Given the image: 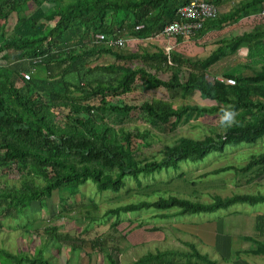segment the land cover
Masks as SVG:
<instances>
[{"label": "trees", "instance_id": "trees-1", "mask_svg": "<svg viewBox=\"0 0 264 264\" xmlns=\"http://www.w3.org/2000/svg\"><path fill=\"white\" fill-rule=\"evenodd\" d=\"M191 1L0 0V24H6L12 16L16 18L10 30L0 25V176L13 168L19 177L17 185L0 186V218L28 220L33 214L30 211L33 204L45 207V201L54 193L71 192L76 196L88 182L99 193H118L125 187L126 178L140 184L141 176L170 169L178 172L182 162L196 163L209 153H221L242 143L254 144L264 136V27L254 26L241 36L224 38L219 41L220 46L200 58L176 51L168 56L158 46L150 52L92 44L96 34L130 36L140 41L154 38L168 24L180 21L178 9ZM204 1L218 9L217 16L204 20L201 29L192 35L179 36L175 42L201 37L209 29L220 30L253 15L264 20L261 15L264 0ZM228 3L232 4L225 10ZM29 6L34 9L27 14ZM138 26L141 28L135 29ZM241 48L246 49L245 59L250 62L225 70L222 60L236 55ZM103 56L109 60L94 63ZM23 72L29 73V79H24ZM167 72L168 79H161L160 74ZM217 75L223 80L233 79L235 84L220 81L215 78ZM136 82L147 90L178 92L183 99L198 93L213 104H183L174 108L172 102L161 98L141 104L112 103V99L132 93ZM134 110L150 128L161 132L174 131L179 124L208 115L232 117L233 121L222 132H213L202 139L179 137L162 146L159 159L148 160L141 156V149L150 146V130L125 126ZM228 171L261 178L264 153L251 157L241 167L225 166L209 174ZM185 176L177 174L186 183ZM151 187H147L146 196L157 198L109 210L105 215L115 217L109 224L110 233L92 239L80 236L88 232L90 222L95 220L90 211L87 212L90 224L78 235L61 232L55 225L26 222L20 227L38 237L39 250L32 257L22 251L14 254L0 248V264H56L53 256H45L47 248L56 254L64 248L75 255L87 247L90 253H83L88 258L101 256L102 264H120L113 256L120 250L112 242L116 240L121 214L155 210L165 212L158 216L167 219L214 213L237 203L264 202L263 193L214 196L212 202L201 203ZM90 205L97 208L91 199ZM69 209L72 208L63 207L58 216ZM256 224L258 239L256 235L243 239L254 243L248 250L250 253L264 256V241H259L261 231ZM186 245L187 251L147 252L130 264H216L207 253L199 252L194 243ZM70 261L68 258L66 262Z\"/></svg>", "mask_w": 264, "mask_h": 264}, {"label": "rangeland", "instance_id": "rangeland-1", "mask_svg": "<svg viewBox=\"0 0 264 264\" xmlns=\"http://www.w3.org/2000/svg\"><path fill=\"white\" fill-rule=\"evenodd\" d=\"M33 9L34 6H29L25 11L30 14ZM15 20L16 18L12 16L6 24L1 23L0 25L5 30H10ZM254 23L252 21V24L249 25V22L243 21L241 27L245 28ZM217 36H219V33L213 35L209 41H213ZM125 38L127 42L124 49L131 51L143 49L152 52L156 50V46L166 42L162 37L145 41L130 36ZM171 45H174L172 51L185 56L191 54L189 50V47H192L191 43L189 45L188 42H175ZM238 54L244 56L246 51L240 49ZM106 60H109V57L103 56L95 60L94 63H104ZM20 64L27 67L25 62ZM169 75V72L163 73L160 74V78L166 80ZM152 98L168 100L173 103L174 108H179L183 104L200 106L213 104V102L202 99L198 93L183 99L178 92L167 93L162 88L147 90L139 82L134 84L132 93L114 98L112 103L141 104L150 101ZM92 102L97 103V100ZM65 113L66 111L63 110V114ZM232 121V117L224 119L216 115H208L191 120L187 124H179L174 131L161 132L150 128L138 111L134 110V114H131L125 126L139 131L150 130L148 136L150 146L141 149V156L150 160L161 157V148L164 144H172L179 137L202 139L213 134V132H222ZM262 153H264V136L254 144L242 143L227 147L221 153H209L204 160L196 163L182 162L178 172L170 169L148 177L141 176L139 177L140 184L132 178H126L125 187L118 193L110 191L99 193L91 182L81 186L79 194L76 196H73L71 192L54 193L49 200L45 201V207L40 206L38 203L31 206L30 211L33 214L28 220L23 217L16 219L0 218V248L14 254L22 251L28 256H35L40 248L38 237L35 238L32 231H24L20 227L26 222L32 221L36 225L38 223L42 226L55 225L58 226L61 232H70L77 235L81 234L84 227L91 223L92 227L88 229V232L80 235L87 239L98 237L104 233L109 234L111 231L109 224L115 220V217L105 215L106 212L121 205L157 198V195L146 196L145 192H147L148 186L158 188L162 193L175 194L201 203L212 202L214 196L224 198L233 195L263 194L264 176L261 178H255L254 175L242 176L234 171L217 175L209 174V172L225 166L241 167L251 157H256ZM12 169H7L4 175L0 176V186L18 184V174L15 169ZM179 173L186 175V183L177 178ZM204 174L209 175L203 177ZM191 182H195V185H190ZM80 194L84 196V200L81 199ZM90 199L97 206L96 209H92ZM67 206L72 209L64 214L62 212V216L59 217L62 208H67ZM88 211L94 215L95 220L92 222H90L89 216L87 217ZM164 213L162 211L147 210L120 215L117 227L118 233L114 234L116 240L113 239L112 242L120 250L119 254L115 253L113 255L117 263L130 264L147 252L157 250L187 251L186 243L191 242L194 243L199 252L202 254L207 253L210 259L216 261V264H264V256L255 255L248 251L254 246V243L243 239L244 236L252 237L255 235L258 239L255 230L257 222L256 226L261 231L259 232L261 233L259 241H264V202L255 205L237 203L225 210H218L214 213L170 216L167 219L158 216ZM257 219H259V222ZM83 252L88 254L90 249L87 247ZM83 252L72 255L68 250L62 248L60 253L56 254L55 250L47 248L45 256H53V261L56 264H68L66 262L68 258L71 259L70 264H102L101 256L92 255L91 258H88Z\"/></svg>", "mask_w": 264, "mask_h": 264}, {"label": "built area", "instance_id": "built-area-1", "mask_svg": "<svg viewBox=\"0 0 264 264\" xmlns=\"http://www.w3.org/2000/svg\"><path fill=\"white\" fill-rule=\"evenodd\" d=\"M217 14L218 9L211 3L204 0H192L187 5L178 9L177 15L180 18V21H175L171 24H168L158 35H156L154 38L150 37L148 40H156L162 37L167 42L175 43L177 37L192 35L195 31L202 28L204 20L215 18ZM262 14L264 15V12H262ZM139 28H141V26H138L135 29ZM125 37L126 36L105 37L103 34H96L92 39V44L96 46L104 45L122 48L127 42ZM173 48L174 45H171L170 43L163 47L168 56ZM244 50L246 51V49ZM27 61L31 62L33 60L28 59ZM21 75L24 77V79H29V73L23 72ZM218 80L225 81L229 85L235 84L233 79L223 80L220 78Z\"/></svg>", "mask_w": 264, "mask_h": 264}, {"label": "crops", "instance_id": "crops-1", "mask_svg": "<svg viewBox=\"0 0 264 264\" xmlns=\"http://www.w3.org/2000/svg\"><path fill=\"white\" fill-rule=\"evenodd\" d=\"M232 3H228L226 4V6L224 7L225 10H228L230 8ZM263 12V11H262ZM249 22V25L252 24V21H254L255 23L251 26H246L245 28L241 27V23L242 22ZM254 26H259L261 28L264 27V20L262 19V17L260 15H253V16H249V17H245L242 18L240 21H238L237 23L231 24V25H227L224 26L222 29L220 30H207L206 33L201 36V37H195L192 40L189 41H185L188 42V44L190 45V43L192 44V47H189L190 50V55H188L189 57L192 58H200V57H206L208 56L211 51L214 50L215 47L220 46L219 45V41H221L224 38H234L237 36H241L244 33L252 30V28ZM219 33V36H217V38H214L213 41H209V39L213 36ZM226 33V34H224ZM182 42V43H185ZM168 43H172V42H165L160 44V46H158L159 48H163L165 45H167ZM239 52V51H238ZM245 56H241L238 53L234 56L231 57H227L226 59L222 60V65L225 67H227L226 69H234V67L236 66H240L245 64L246 62H250L247 61L245 59ZM225 69V70H226ZM216 79H220L222 78L220 75H217L215 77Z\"/></svg>", "mask_w": 264, "mask_h": 264}, {"label": "clouds", "instance_id": "clouds-1", "mask_svg": "<svg viewBox=\"0 0 264 264\" xmlns=\"http://www.w3.org/2000/svg\"><path fill=\"white\" fill-rule=\"evenodd\" d=\"M263 12H264V10H263ZM262 13V12H261ZM261 15H263V14H261ZM242 49V48H241ZM246 55V54H245Z\"/></svg>", "mask_w": 264, "mask_h": 264}]
</instances>
